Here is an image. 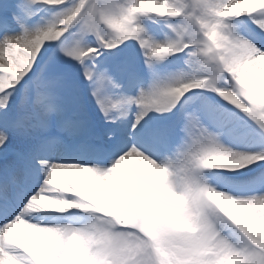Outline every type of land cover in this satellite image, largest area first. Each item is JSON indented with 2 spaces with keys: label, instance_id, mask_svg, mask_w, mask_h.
Segmentation results:
<instances>
[{
  "label": "snow or ice",
  "instance_id": "obj_1",
  "mask_svg": "<svg viewBox=\"0 0 264 264\" xmlns=\"http://www.w3.org/2000/svg\"><path fill=\"white\" fill-rule=\"evenodd\" d=\"M0 264H264V0H0Z\"/></svg>",
  "mask_w": 264,
  "mask_h": 264
},
{
  "label": "bare ground",
  "instance_id": "obj_2",
  "mask_svg": "<svg viewBox=\"0 0 264 264\" xmlns=\"http://www.w3.org/2000/svg\"><path fill=\"white\" fill-rule=\"evenodd\" d=\"M128 166L131 167V165H128ZM33 246H34L35 250L38 252V254L42 252V246H40L38 244V242L34 241Z\"/></svg>",
  "mask_w": 264,
  "mask_h": 264
},
{
  "label": "rangeland",
  "instance_id": "obj_3",
  "mask_svg": "<svg viewBox=\"0 0 264 264\" xmlns=\"http://www.w3.org/2000/svg\"><path fill=\"white\" fill-rule=\"evenodd\" d=\"M42 253V252H41ZM40 254V253H39Z\"/></svg>",
  "mask_w": 264,
  "mask_h": 264
}]
</instances>
